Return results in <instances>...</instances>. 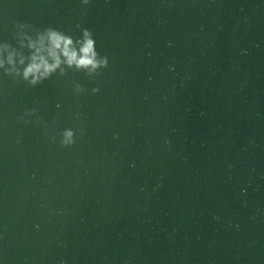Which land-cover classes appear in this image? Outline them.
<instances>
[{
  "label": "water",
  "instance_id": "1",
  "mask_svg": "<svg viewBox=\"0 0 264 264\" xmlns=\"http://www.w3.org/2000/svg\"><path fill=\"white\" fill-rule=\"evenodd\" d=\"M13 21L86 27L107 65L0 72V264H264V0H0Z\"/></svg>",
  "mask_w": 264,
  "mask_h": 264
},
{
  "label": "clouds",
  "instance_id": "2",
  "mask_svg": "<svg viewBox=\"0 0 264 264\" xmlns=\"http://www.w3.org/2000/svg\"><path fill=\"white\" fill-rule=\"evenodd\" d=\"M82 3L87 4L88 0ZM11 36L15 44L0 40V72L18 77L29 85L48 79L57 70L61 75L65 68L92 73L107 65V58L99 56L95 39L86 27L74 38L51 25L36 27L24 21H13ZM64 135L70 138L71 131L66 130Z\"/></svg>",
  "mask_w": 264,
  "mask_h": 264
}]
</instances>
